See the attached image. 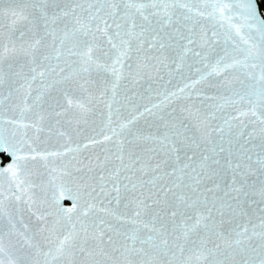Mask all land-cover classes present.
<instances>
[{
	"label": "water",
	"instance_id": "water-1",
	"mask_svg": "<svg viewBox=\"0 0 264 264\" xmlns=\"http://www.w3.org/2000/svg\"><path fill=\"white\" fill-rule=\"evenodd\" d=\"M100 2L0 0V145L24 181L0 175V264H260L264 32L246 0H157V31L122 47L111 20L96 31ZM76 19L91 32L65 35Z\"/></svg>",
	"mask_w": 264,
	"mask_h": 264
},
{
	"label": "snow or ice",
	"instance_id": "snow-or-ice-1",
	"mask_svg": "<svg viewBox=\"0 0 264 264\" xmlns=\"http://www.w3.org/2000/svg\"><path fill=\"white\" fill-rule=\"evenodd\" d=\"M247 3V17L250 22L249 26H252L255 22H259L261 26V31L264 32V18H261L259 16V8L256 4V0H246ZM160 4L157 3V0H149L148 3H141L136 2V0H102L100 2L99 7L96 9V13L93 16V19L102 21L104 28L101 29L99 27V24L96 25V31L97 32H103L107 34L109 28L111 27L109 25V20H111L112 24L115 25L116 31L113 33V36L116 38H119V42L121 47L123 45H129L133 43V38H135V42H139L141 40L145 39V33H152L156 32L157 28L150 23H146L149 19L148 15H145V12H148L152 15H159V13H152V9L159 8ZM169 5L164 4V17L168 16V9ZM135 10V11H133ZM218 11L223 14L224 8H218ZM70 12H72V9H68L64 12V15L67 16ZM121 12L123 15H121ZM100 13H103V15H100ZM12 15V23L15 24L18 19H23L22 13H18L15 10L11 12ZM107 16V19L104 17ZM161 23L160 20L156 21V24ZM77 25L79 27H77ZM236 32L239 34L241 32V28L237 25L234 26ZM139 28L140 32H137L136 29ZM71 31L73 34L80 32L84 33L85 36L91 32V29L88 27L87 24L81 23L79 19L75 20V23L71 25L70 29L65 30V35L68 34V31ZM24 34L21 33L20 39L23 40ZM125 37H128V39H125ZM83 43L87 45V40L84 39ZM109 43L111 44L112 48H117V45L112 42V37H109ZM40 44V40H35L31 44H29L27 47H25L23 44L20 47V53L23 55H28L32 52H34L37 48V46ZM163 47V45H160ZM13 51H16L15 47L12 49ZM80 55L83 58V63L85 65H91L93 63V58L91 56V48H88L87 51L80 53ZM247 55L250 57H254L257 55L256 53H253L251 49L247 51ZM261 56V59L264 60V51L259 53ZM120 57H127L126 51H121L119 53V57L117 59V63L120 62ZM84 72L89 71L88 67H84ZM261 81H264V75L261 76ZM254 87V86H253ZM245 95H255V92H245ZM260 98L262 105H264V83L261 84L260 88ZM251 102V101H250ZM0 151L2 152H8L11 157V162L5 166L0 168V175H3L7 173L10 176L11 181L15 184L17 189H20V186L24 183L23 180L20 179V166L19 161L23 159V157L17 156L15 152H10L9 148L4 145H0ZM64 193L61 191L60 196L63 197ZM19 199V197H17ZM65 213L73 212L75 211V205L72 208H65L63 210ZM139 216V212L136 214ZM175 215V213H173ZM195 227V225H193ZM247 233V229L244 230L243 234ZM70 237H65L64 241H61V248L58 249L62 250L63 245L66 241H68ZM176 247H179V244L176 245ZM181 252H183V249H181ZM207 261V264H213L212 261V253L211 250H208V256L205 258ZM260 264H264V256L260 259Z\"/></svg>",
	"mask_w": 264,
	"mask_h": 264
},
{
	"label": "trees",
	"instance_id": "trees-1",
	"mask_svg": "<svg viewBox=\"0 0 264 264\" xmlns=\"http://www.w3.org/2000/svg\"><path fill=\"white\" fill-rule=\"evenodd\" d=\"M258 1H259L260 9H261L263 16H264V0H258Z\"/></svg>",
	"mask_w": 264,
	"mask_h": 264
}]
</instances>
